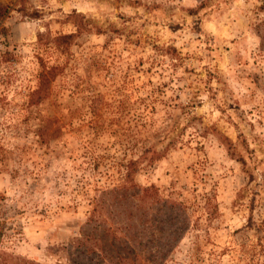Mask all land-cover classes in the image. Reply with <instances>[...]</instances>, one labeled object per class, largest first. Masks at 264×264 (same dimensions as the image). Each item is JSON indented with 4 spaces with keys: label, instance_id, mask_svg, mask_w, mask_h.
I'll use <instances>...</instances> for the list:
<instances>
[{
    "label": "rangeland",
    "instance_id": "rangeland-1",
    "mask_svg": "<svg viewBox=\"0 0 264 264\" xmlns=\"http://www.w3.org/2000/svg\"><path fill=\"white\" fill-rule=\"evenodd\" d=\"M0 4V264H68L93 208L143 264H264L262 0Z\"/></svg>",
    "mask_w": 264,
    "mask_h": 264
},
{
    "label": "trees",
    "instance_id": "trees-1",
    "mask_svg": "<svg viewBox=\"0 0 264 264\" xmlns=\"http://www.w3.org/2000/svg\"><path fill=\"white\" fill-rule=\"evenodd\" d=\"M264 0L259 6L262 9ZM8 6L0 4V20L8 13ZM256 30L261 40L260 46L264 51V19H260L256 24ZM42 34L37 35L39 43L52 44L59 52H64L73 34H58L52 36L49 41L41 42ZM61 69L57 65H49L42 68L38 74V86L29 95V104H34L43 98L46 93L47 79L53 78ZM137 159H130L124 165L123 181L132 183V175L135 172ZM3 222L0 221V237L2 234ZM66 249L68 264H143L134 248L127 239L118 232V229L107 225L97 211L93 208L84 224L78 231V236L71 238L66 245L61 247Z\"/></svg>",
    "mask_w": 264,
    "mask_h": 264
}]
</instances>
